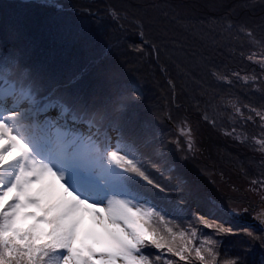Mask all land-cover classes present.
Segmentation results:
<instances>
[{"label": "trees", "instance_id": "1", "mask_svg": "<svg viewBox=\"0 0 264 264\" xmlns=\"http://www.w3.org/2000/svg\"><path fill=\"white\" fill-rule=\"evenodd\" d=\"M55 1L48 7L0 0L2 77L29 89L33 100L53 92L52 101L101 133L120 131L121 151L135 153L140 168L127 167L129 176L107 182L148 199L149 215L139 221L149 232L177 205L186 219L196 208L256 235L236 245L243 247L240 264H264V240L256 243L262 230L249 217L240 219L264 205L257 192L264 188V0ZM178 126L187 139L177 135ZM183 140L188 143L179 151ZM90 147L104 154L93 145L81 157L109 169L113 162L93 158ZM159 166L172 168V186ZM20 171L31 177L25 163ZM219 180L235 195L218 190ZM25 188L12 192L31 209L34 223L51 229L60 222L58 190L42 180ZM246 188L257 192L255 201ZM234 198L250 213L232 214Z\"/></svg>", "mask_w": 264, "mask_h": 264}, {"label": "rangeland", "instance_id": "2", "mask_svg": "<svg viewBox=\"0 0 264 264\" xmlns=\"http://www.w3.org/2000/svg\"><path fill=\"white\" fill-rule=\"evenodd\" d=\"M5 1H36L48 7L56 2L55 0ZM3 50L7 49L3 47ZM8 83L0 72V91L7 93L12 91L14 97L24 98L27 108L39 104L41 111L46 108L55 110L65 108L60 103L52 101L53 92L50 96L34 101L31 99L29 89H19ZM65 112L68 111L65 109ZM3 114L1 111L0 117ZM176 114L172 113L175 115L173 118L178 119ZM72 116L70 115L68 119L76 120L74 115ZM26 121L28 120L24 122ZM46 121L43 128L46 132L56 131L60 127L51 129L50 125L45 124ZM76 121V123L82 121L80 126L87 127L81 129L82 134H75L72 129L75 124L71 122L69 129L72 131L64 132V139L57 143L49 132V139L41 138L43 147L35 152L25 140L22 141V138L16 137L18 143L22 141L21 147L17 142L13 144L12 140L15 138H11L14 135L11 134V126H8L7 132L0 137V142L8 140L6 154L17 153L16 158L9 164L11 169L6 172V168L3 167L0 172V264H240L243 247L237 249L236 245H241V240L244 241L246 236L256 235L242 227L235 228L236 230L227 228L225 220L199 214L200 211L196 208L191 209V218L186 219L180 216L186 210L183 206L177 205L174 210L168 211L171 215H165L164 212L162 221L164 225L156 233L149 232L144 223L139 221L140 216L149 215L148 199L134 197V193L128 195V189L125 187L109 186L107 182L117 176H129L124 173L128 170L127 167L140 168L139 165L134 166L135 153L131 155L128 152L127 156L121 151L122 136L115 127L101 133L90 122L80 120L78 117ZM0 125L3 127L5 125V120L2 118ZM178 127L177 135L183 134L181 136L187 139L185 131L181 126ZM184 142L188 143L187 140H183L182 144L177 142L179 151H182ZM47 143L48 148L45 147ZM93 145L103 147L102 159L107 164L113 162L109 169L102 170L99 166L88 162L90 155L81 157L83 150ZM163 148L167 151V147L163 146ZM189 150L185 149V154H189ZM98 151L99 149L90 147L88 153H91L93 158L100 159ZM76 154L78 157L75 158ZM23 159H26L27 170L33 174L31 178H25V171H20ZM136 161L141 162L140 156H136ZM167 168L169 170L161 167L162 176L163 179L168 180L166 183L170 187L172 186L170 174L173 172L171 167ZM103 172L109 173V178L103 177ZM17 175L18 180H16ZM33 179L40 182L43 179L49 186L58 190L59 198L62 199V205L56 211L60 222L56 221L57 224L54 223L51 229L45 227V230L34 223V219L27 216L31 209L16 200L12 192L19 187L27 190L25 186H31ZM160 185L163 192L169 193L165 188L166 184ZM214 185L223 194L235 195L220 180ZM176 186L178 191L182 190L180 184L177 183ZM103 188L108 192L105 193ZM246 190L249 192L247 188ZM175 192L178 193L176 189ZM257 192L264 200V188L261 187ZM257 192L251 190L248 198L255 201ZM79 193L83 195L82 198H78ZM230 206L232 214L244 215L250 213L247 208L252 209L244 203L242 206V203L236 202L235 198ZM254 210L250 213L251 216H241L240 219L246 222L245 219L249 217V220L256 222L258 229L262 230L259 240L256 237L258 240L256 243L261 244L264 240V205L260 204ZM87 238L94 243L90 244ZM226 239L229 240L224 243ZM144 247H149L148 253L141 252ZM233 248L239 250V253L232 255ZM80 251L84 253L83 256L80 255ZM78 253L81 259L77 258Z\"/></svg>", "mask_w": 264, "mask_h": 264}, {"label": "bare ground", "instance_id": "3", "mask_svg": "<svg viewBox=\"0 0 264 264\" xmlns=\"http://www.w3.org/2000/svg\"><path fill=\"white\" fill-rule=\"evenodd\" d=\"M1 90V89H0ZM26 101L24 98H21L20 96L13 95L11 92H4L3 90L0 91V107L2 110H7L8 108H14L12 109V112H7L6 116H2V120L5 119H11L9 121L5 120L4 127L0 125V137L3 136L4 133H6V129L8 126H11V134H14L11 136L13 139V144H16L17 138H22L23 142L24 140H27L26 143L28 146L32 147L34 150L40 149L43 147L41 145V141H38V138H46L49 139L50 135H53V139L55 142H60L62 139L65 138L66 131L70 133L72 130L69 129L70 123L73 122L75 124L72 129H74L75 134H82V128H87L85 126H80V123H76L77 119L74 121H70L68 117L73 115L72 113H65V108L59 110H55L53 108H46L41 111L40 105H34L30 106V108H27ZM17 108V110H16ZM54 115V116H53ZM73 117V116H72ZM75 117V116H74ZM25 120H28L24 122ZM47 120V121H46ZM44 121L46 125H50L51 129H54L53 127L60 126L56 131H45L44 128ZM84 121V120H83ZM24 122V123H23ZM86 122H90L93 125V122L91 120H88ZM78 125V126H76ZM48 127V126H47ZM47 128V129H50ZM50 132V133H49ZM32 133V139L30 140V134ZM50 135H49V134ZM10 134V135H11ZM28 134V135H27ZM107 136V135H106ZM33 140V141H32ZM8 141V140H7ZM7 141L0 142V172L7 165V163L13 161L16 158L17 153L8 152L6 154V147L8 145ZM22 141L17 142L18 146L21 147ZM45 147L48 148V143L45 144ZM83 195L79 193L78 198H82Z\"/></svg>", "mask_w": 264, "mask_h": 264}, {"label": "water", "instance_id": "4", "mask_svg": "<svg viewBox=\"0 0 264 264\" xmlns=\"http://www.w3.org/2000/svg\"><path fill=\"white\" fill-rule=\"evenodd\" d=\"M252 224H255L256 225V222L254 221Z\"/></svg>", "mask_w": 264, "mask_h": 264}]
</instances>
